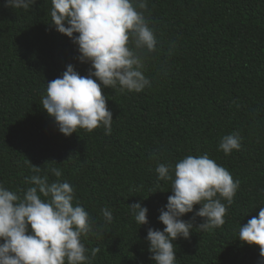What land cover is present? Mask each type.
<instances>
[{
  "label": "trees",
  "instance_id": "1",
  "mask_svg": "<svg viewBox=\"0 0 264 264\" xmlns=\"http://www.w3.org/2000/svg\"><path fill=\"white\" fill-rule=\"evenodd\" d=\"M146 3L142 14L157 41L155 53L143 52L151 86L122 93L101 85L111 134L101 125L65 137L43 109L47 83L62 79L68 66L81 77L94 69L51 24V0L28 10L0 0V185L23 199L34 186L26 180L47 176L51 184V169L61 171L59 182L74 189L73 206L90 217L92 232L81 242L91 264H156L148 232L165 231L159 218L173 195L172 181H161L156 169L207 155L239 189L231 207L221 199L223 227L196 230L206 222L193 221L201 205L181 218L194 227L190 240L172 242L176 264H264L258 247L238 239L240 227L264 208V0ZM229 135H238L240 150L225 155L219 148ZM29 161L41 172L33 173ZM134 204L148 209L147 225L136 223L128 207Z\"/></svg>",
  "mask_w": 264,
  "mask_h": 264
},
{
  "label": "clouds",
  "instance_id": "2",
  "mask_svg": "<svg viewBox=\"0 0 264 264\" xmlns=\"http://www.w3.org/2000/svg\"><path fill=\"white\" fill-rule=\"evenodd\" d=\"M36 3L37 0H7L5 6L28 10ZM51 5V24L78 45L80 62L89 63L94 71L89 72V77H81L73 66H68L62 79L47 83L43 109L65 137L78 133V129L92 133L101 125L110 135L113 114L101 85L110 89L119 86L122 93H142L151 86L142 74L146 59L143 52L155 53L157 41L142 14L147 11L146 0H136L135 6L131 0H51ZM219 150L225 155L239 151L238 135L224 137ZM31 166L33 173L41 172V168ZM156 171L161 181H172L173 195L159 218L165 231L148 232L150 252L156 264H176L172 242L179 238L190 240L194 227L193 222L181 218L201 205L193 221L199 217L206 222L196 230L208 232L223 227L228 212L221 199L231 207L239 184L207 155L188 156L174 170L161 164ZM173 171L174 179L170 175ZM51 172L57 182L49 184L48 177L40 175L26 180L34 186L23 199L0 185V240L5 242L0 245V264H91L81 242L92 232L90 217L83 207L73 206L75 192L70 184L59 182L62 172L55 168ZM128 207L139 226L148 224V209L140 204ZM102 215L108 223L113 221L107 208ZM238 239L258 247L264 258V208L258 218L240 227ZM99 252V248L91 252L92 260Z\"/></svg>",
  "mask_w": 264,
  "mask_h": 264
}]
</instances>
